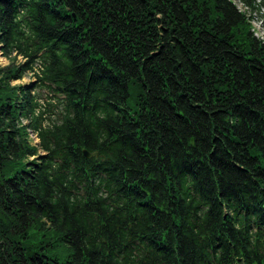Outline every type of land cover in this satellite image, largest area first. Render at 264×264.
<instances>
[{
  "label": "trees",
  "instance_id": "trees-1",
  "mask_svg": "<svg viewBox=\"0 0 264 264\" xmlns=\"http://www.w3.org/2000/svg\"><path fill=\"white\" fill-rule=\"evenodd\" d=\"M241 1L0 0V264H264Z\"/></svg>",
  "mask_w": 264,
  "mask_h": 264
},
{
  "label": "rangeland",
  "instance_id": "rangeland-1",
  "mask_svg": "<svg viewBox=\"0 0 264 264\" xmlns=\"http://www.w3.org/2000/svg\"><path fill=\"white\" fill-rule=\"evenodd\" d=\"M234 1L238 4L240 8L244 9L243 5L240 3L239 0H234ZM262 13H263V10L262 12L259 11V12H254L250 14L252 15L251 23H252L255 35L259 37L260 39L264 40V22H263L264 16L262 15ZM0 62L2 64L7 63V59L2 56L1 52H0ZM32 79H33L32 76H26L22 80L14 81V83H29ZM30 136L33 142H37V143L39 142V138L36 136L35 133L31 132Z\"/></svg>",
  "mask_w": 264,
  "mask_h": 264
},
{
  "label": "water",
  "instance_id": "water-1",
  "mask_svg": "<svg viewBox=\"0 0 264 264\" xmlns=\"http://www.w3.org/2000/svg\"><path fill=\"white\" fill-rule=\"evenodd\" d=\"M83 153H84V155L87 156V157H92V156H95V155H98V154H99L98 151L90 152V151L87 150V149H84V150H83Z\"/></svg>",
  "mask_w": 264,
  "mask_h": 264
}]
</instances>
